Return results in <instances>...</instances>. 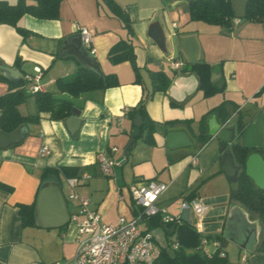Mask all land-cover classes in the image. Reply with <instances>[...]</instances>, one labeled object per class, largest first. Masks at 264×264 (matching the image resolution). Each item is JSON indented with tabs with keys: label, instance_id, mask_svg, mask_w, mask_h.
<instances>
[{
	"label": "crops",
	"instance_id": "crops-1",
	"mask_svg": "<svg viewBox=\"0 0 264 264\" xmlns=\"http://www.w3.org/2000/svg\"><path fill=\"white\" fill-rule=\"evenodd\" d=\"M0 1L11 5L17 2ZM112 1L125 12L130 33L104 0H63L57 20L43 21L25 15L19 25L31 32L27 37L10 26L0 25V62L23 77H39L42 93L57 94L58 79L70 78L80 67L85 68L79 52L92 58L102 75H113L119 83L118 87L90 91L76 98L61 94L59 97L71 101L80 112V122L71 131L65 120L52 121L48 113H42L38 123L29 126L23 141L0 149V184L4 186L0 187V264H72L76 227L70 222L61 227H43L36 215L37 196L46 184L60 189L68 216L76 211V203L67 201L69 178L60 173L62 167L73 168L74 177L90 176L75 187V192L89 201L104 224H115L119 217L129 220L136 214L130 186L161 182L168 188L158 203L170 214H178L175 202L185 198L199 200L206 207L203 235L222 239L226 256L223 264H264V253L258 251L263 226L254 213L231 200L230 193L237 183L229 181L221 169L224 151L229 150L233 156L232 144L221 152L223 143L215 138L220 129L231 128L241 114L245 120L252 118L242 137H225H233V143L245 147L264 149V145L255 144L257 140L264 141V21L253 23L234 18L231 29L226 30L191 21L188 3L192 0ZM75 24L92 35L94 55L83 48L73 30ZM172 36L182 40L177 60L173 59ZM120 41L131 43L141 83L136 82L128 61L110 62L109 51ZM191 57L213 68L211 81L224 89L222 93L203 97L198 78L188 64ZM174 61L183 63V67L173 70ZM158 71L169 78L170 85L166 93H154L145 104L147 117L155 125L154 142L147 144L142 133L124 155L133 128L128 114L144 94L152 92L149 72ZM7 90L8 84L0 82V96ZM224 101L236 109L228 107L229 117L225 121L215 113L207 115L206 133L210 137L200 146L197 137L202 116ZM18 111L22 116L34 115V99L29 98ZM171 122L175 124L169 125ZM44 146L49 150L46 156L40 153ZM112 148L117 152L110 156L119 165L112 177H104L98 168V157ZM120 150L126 160L120 158ZM197 153V165L191 166V158ZM251 163L264 167L260 154H251ZM46 168L53 172L42 181ZM259 182L264 186V177ZM33 202L34 226H23L18 206ZM54 207L50 196L40 210L46 217L43 220L56 215ZM190 218H194L193 214ZM158 230L159 243L154 231L150 232L158 246H165V232Z\"/></svg>",
	"mask_w": 264,
	"mask_h": 264
},
{
	"label": "trees",
	"instance_id": "trees-1",
	"mask_svg": "<svg viewBox=\"0 0 264 264\" xmlns=\"http://www.w3.org/2000/svg\"><path fill=\"white\" fill-rule=\"evenodd\" d=\"M62 1L63 0H33L31 4H28L26 0H17L13 5L5 1H0V25L10 26L14 28L19 35L27 37L31 35V32L24 30L19 25V21L25 15L43 21L57 20L59 17V6ZM104 1L109 6L112 13L122 20L130 33V22L125 12L122 11L119 6L115 5L112 0ZM188 13L191 21L203 22L226 30L231 29V20L235 18L231 0H192L188 3ZM243 19L247 22L262 23L264 21V0H247ZM109 60L112 64L128 61L135 72L136 82L141 83L139 70L136 66L135 54L130 42L120 41L115 44L109 51ZM18 62L17 60V65ZM192 71L195 72L198 78V89L201 91L204 98L214 96L224 91L222 87H217L211 81L213 73L212 67L206 64H197L192 66ZM149 78L152 84V92L150 94H144L138 106L133 109L128 116L130 119H133L135 115H139L143 121L140 135L135 140L141 138L144 130H147V135L144 140L147 144L152 145L154 142L153 134L156 130L154 123L147 117L145 104L147 100L151 99L154 93H166L170 85V80L161 71L149 72ZM0 82L8 84L7 92L0 96V132L5 134H11L22 126L38 123L42 113H48L49 119L52 121H63L69 118L74 105L71 101L59 97L61 94L76 98L90 91H103L119 86L115 76L98 75L84 67H80L76 74L70 78L58 79L56 81L57 94L38 92L34 95H29L23 90V81L13 84L0 76ZM29 98L34 99L35 114L22 116L18 111V107L24 104ZM171 105L181 106L175 103H171ZM228 107H232L234 110L236 109L232 103L224 101L202 116L199 122L200 132L197 137V142L200 146H204L210 137L206 133L205 119L207 115L215 113L225 121L229 117ZM251 119L252 118L245 120L244 116L241 114L238 115L235 121L237 139L242 137ZM174 124L175 122L169 123V125L172 126ZM231 148L234 161L242 170L238 175L237 187L231 191L230 198L243 205L248 211L254 213L261 222L263 226V236L258 251L264 253V188L257 187L244 171L245 162L251 154H260L264 159V149L245 147L238 142L232 145ZM59 171L65 178L75 176V170L73 168L62 167ZM51 172H53L52 169H44L41 180L44 181ZM0 187L4 186L0 184ZM7 190L11 191L10 188H7ZM184 200H186V198ZM18 209L22 225L34 226L35 202L30 205H19ZM158 228L164 230L165 237L168 241L165 246H159L160 253L154 264H223L226 262V256L221 257L215 254L212 257H205L196 250L200 244V235L197 234L193 223L187 224L180 221L171 227L174 229V232L172 236H169L167 234V229H169V227L163 226L158 218L151 220L148 231ZM205 237L208 239L215 238L220 244L222 242L219 236ZM174 243L177 245L176 249L173 248Z\"/></svg>",
	"mask_w": 264,
	"mask_h": 264
},
{
	"label": "built area",
	"instance_id": "built-area-1",
	"mask_svg": "<svg viewBox=\"0 0 264 264\" xmlns=\"http://www.w3.org/2000/svg\"><path fill=\"white\" fill-rule=\"evenodd\" d=\"M73 30L80 36L83 48L94 55L93 37L83 27L73 25ZM175 71L183 67V63L174 61L171 64ZM39 73V72H38ZM23 90L34 95L41 91L38 85L39 77L24 76ZM117 152L112 148L98 157V168L104 177H112L115 167L119 164L110 156ZM42 156L49 154L47 147H42ZM197 154L190 161L191 166L197 165ZM90 178L89 175L69 178L66 180L70 189L67 201L76 203L77 209L69 216V222L76 227V250L72 264H154L157 260L160 247L153 235L148 231L151 220L158 218L163 226L171 228L179 223L180 213L188 209L197 234L200 235V244L196 250L205 257L215 254L224 257L225 253L220 242L203 235L202 225L206 207L199 201L178 200L175 202L178 214L172 215L167 209L159 205V199L166 192L168 185L156 181H146L129 187L132 203L137 208L132 219L119 217L115 224H104L99 213L90 207L86 198L75 192V187ZM182 222V221H181ZM173 248L177 245L174 243Z\"/></svg>",
	"mask_w": 264,
	"mask_h": 264
},
{
	"label": "water",
	"instance_id": "water-1",
	"mask_svg": "<svg viewBox=\"0 0 264 264\" xmlns=\"http://www.w3.org/2000/svg\"><path fill=\"white\" fill-rule=\"evenodd\" d=\"M247 0H231L232 5L234 7V13H235V18L237 20L243 19L244 17V11H245V3ZM80 37V36H79ZM170 43L173 47V59L177 60L179 58V50L181 49L182 45V40L177 38L176 36H172L170 38ZM162 48L164 49V44L162 45ZM78 56L80 60L83 62L85 68L97 73L98 75H101L100 69L97 65V63L90 57H88L85 52H79ZM152 63L153 61H149ZM157 66L159 65V62H154ZM188 64L191 66H195L197 64V61L194 58H190L188 60ZM0 76L5 78L8 82L17 84L21 81H23V76L22 74L11 68L6 66L5 64H2L0 62ZM79 115L80 112L73 108L71 117L67 118L64 121L65 126L71 131V127L79 124ZM143 125V121L139 115H135L133 118V128L130 133L131 141L129 142L126 150L124 151V155L129 151V149L134 145L135 139L140 135V130ZM30 125L27 126H22L18 128L16 131H14L11 134H5L0 132V149L7 147L8 145H13V144H18L21 141L24 140L26 137L27 131L29 129ZM232 134L233 137H236V127L235 124L231 128H222L219 130V132L215 135V138L218 140L222 141V146L220 148V151L223 152L225 150V147L227 144H232L233 143V137L232 138H226L225 136ZM147 135V130H144L143 136L145 137ZM251 160V155L247 158L244 166V171L245 174L249 177L251 176L248 167H249V162ZM221 169L224 172V174L227 176L229 181L236 182L238 181V175L240 171L242 170L241 167L236 166L234 162V157L232 156L231 152L229 150H225L224 153L222 154V159H221ZM261 169L264 172V167L262 166ZM250 178V177H249ZM260 179V178H259ZM259 179H255L258 185H256L259 188H264V186L260 185L261 181L259 182ZM261 180V179H260ZM51 196L53 202H54V208H55V214L53 218H50L49 220H43L46 217L40 214L41 207L43 204L47 201V199ZM36 215L38 219L39 225L43 227H61L67 222H69V216L66 213V204L65 201L62 197V193L60 189L52 184H46L44 185L41 190L39 191V194L37 196V201H36ZM180 220L184 223L187 224H192V221L190 219V212L188 209L182 210L180 213ZM174 232L173 228L167 229V234L169 236H172ZM221 247V246H220ZM222 248V247H221Z\"/></svg>",
	"mask_w": 264,
	"mask_h": 264
},
{
	"label": "rangeland",
	"instance_id": "rangeland-1",
	"mask_svg": "<svg viewBox=\"0 0 264 264\" xmlns=\"http://www.w3.org/2000/svg\"><path fill=\"white\" fill-rule=\"evenodd\" d=\"M251 123V122H250ZM254 124H257V123H254ZM252 126H254V125H252ZM256 128V127H255ZM255 144H258V145H264V141L263 142H259V140H257L256 141V143ZM258 147V146H257ZM123 154V150H120V152H119V156H121L120 158H123L124 160H126L125 159V157L122 155ZM248 171H249V173H250V175H251V177L253 178V179H263V177H264V172H263V170L260 168V167H258V166H256L255 165V163H251L250 165H249V167H248ZM174 209V207H172L171 208V211ZM152 231H154V234L156 235V240H157V243H159V241L161 240L160 238H159V234H160V232L161 231H159L158 229H153Z\"/></svg>",
	"mask_w": 264,
	"mask_h": 264
}]
</instances>
